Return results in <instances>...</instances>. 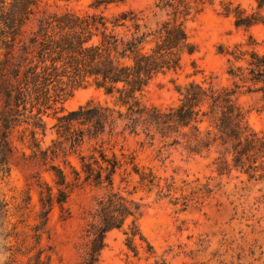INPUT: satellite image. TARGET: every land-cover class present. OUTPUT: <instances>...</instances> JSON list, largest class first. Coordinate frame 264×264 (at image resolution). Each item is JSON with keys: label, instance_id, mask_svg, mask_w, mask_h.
<instances>
[{"label": "trees", "instance_id": "16d2710c", "mask_svg": "<svg viewBox=\"0 0 264 264\" xmlns=\"http://www.w3.org/2000/svg\"><path fill=\"white\" fill-rule=\"evenodd\" d=\"M125 1L94 0L93 11L79 12L58 4L50 9L48 0H0V173L6 176L11 170L12 134L20 131L22 140L30 136L33 150L29 156L23 153V160L43 168L54 181H38L40 210L31 227L37 243L56 205L63 219L72 216L65 204L74 185L103 189L86 211V225L75 244L78 264H99L107 234L115 229L124 231L135 255L140 249L154 254L138 223L144 204L127 187L135 176L141 187L157 186L162 192L166 186L170 191L175 181L141 163L139 152L146 146L159 143L160 153L180 146L188 156L216 153L213 164L220 175L238 170L264 177V130L249 126L238 102L240 93L258 94L264 101V41L249 31L264 24V0H256L252 11L231 0L222 2V13L247 31L244 39L218 46L226 56L229 83L171 78L178 96L168 106L147 103L145 94L160 75L183 70L185 57L198 51L188 23L213 0H155L148 9L111 14L101 9ZM192 65L196 67L195 61ZM88 85L102 89L109 100L66 110L64 102L74 90ZM50 114L57 118L56 137L43 147L39 135H46ZM130 139L136 147L128 144ZM182 198L188 207V197ZM29 200L20 208L26 209ZM42 253L36 263L29 257L18 264H52Z\"/></svg>", "mask_w": 264, "mask_h": 264}, {"label": "rangeland", "instance_id": "374dc122", "mask_svg": "<svg viewBox=\"0 0 264 264\" xmlns=\"http://www.w3.org/2000/svg\"><path fill=\"white\" fill-rule=\"evenodd\" d=\"M93 1L48 0V4L50 9H58V4L62 9L85 12L93 11L90 7ZM154 1L126 0L120 5L112 4L101 9L107 14L126 8L148 9ZM224 1L228 0H213L189 21V34L197 43L198 51L185 57L183 70L160 75L149 86L144 98L147 103L168 106L176 102L178 94L171 78L181 83L192 79L200 81L204 77L213 79L216 85L229 83L226 56L218 52V46L221 43L232 45L244 39L247 31L235 26L233 16L222 13ZM231 1L240 3L248 11L257 6L256 0ZM249 31L264 41V24L254 25ZM193 61L196 67H193ZM106 100L109 98L102 89L88 85L74 90L64 102V108L72 110L90 101ZM238 102L246 111L249 126L264 130V101L260 95L240 93ZM46 120L47 133L39 135L43 147L56 137L53 128L56 116L50 114ZM21 134L15 131L11 136L15 155L10 173L6 176L0 173V264L25 263L29 257L32 258L31 263H36L41 250L42 258L47 260L50 256L52 264H78L75 244L83 234L86 211L95 204V197L103 189L88 184L74 185L65 204L72 216L63 219L61 208L56 205L46 232L37 243L32 237L31 227L38 223L36 217L40 210L38 181L50 184L54 181L43 168L23 160V153L29 156L33 149L30 136L26 135L22 140ZM128 144L137 146L133 139ZM158 149L159 143L153 147L146 146L139 152V158L142 164L153 166L158 176L174 177L173 188L169 191L166 186L162 192L157 186L152 189L141 187L137 182L138 176L127 187L128 191L134 192L133 197L144 204L138 223L153 245L154 254L140 249L135 255L126 244L124 231L115 229L107 234V247L101 253L99 264H264V177H251L238 170L220 175L213 164L216 153L188 156L180 146L165 148L163 153ZM71 160L78 164L77 158L72 157ZM67 171L72 179L69 167ZM161 185H166L165 179L161 180ZM182 196L188 197L186 208L182 204ZM28 197V207L21 209ZM19 250L30 251L28 255H19Z\"/></svg>", "mask_w": 264, "mask_h": 264}]
</instances>
